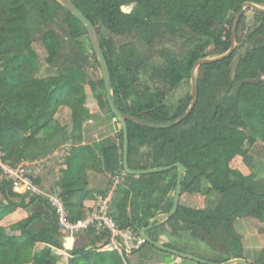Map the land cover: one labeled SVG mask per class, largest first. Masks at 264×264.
I'll use <instances>...</instances> for the list:
<instances>
[{
	"label": "trees",
	"instance_id": "obj_1",
	"mask_svg": "<svg viewBox=\"0 0 264 264\" xmlns=\"http://www.w3.org/2000/svg\"><path fill=\"white\" fill-rule=\"evenodd\" d=\"M71 2L97 30L116 107L144 123L127 121L129 168L147 170L180 163L185 168L181 196H219L218 205L211 209L179 202L177 212L157 222L146 235L161 244L162 237L171 242L174 236L184 240L185 234L194 241L213 243L225 254L222 260L167 245L212 263L247 260L234 223L244 217L264 220V184L252 171L249 152L257 142L264 146V13L245 9L233 53L197 68V100L187 118L168 129L148 125L172 123L186 112L191 95L186 93L172 103V94L190 81L198 60L229 51L230 30L242 5L264 7V0ZM247 12L252 14V25ZM32 18L39 22L37 32L31 30ZM54 23H59L61 34L51 28ZM34 33L46 54L43 66L33 49ZM166 40L177 42V52L162 47ZM43 67L48 75L41 74ZM94 72L100 73V68L86 28L59 3L0 0V161L15 166L70 144L57 187L71 224L85 221L93 212L87 205L94 196L86 167L95 161L110 177L106 187L96 191L99 197L106 196L111 178L122 171L121 128L117 136L90 146L83 143L84 126L91 119L85 85ZM98 81L97 106L102 115L114 118L101 73ZM61 108L70 111V130L55 120ZM235 158H241L251 172L231 168ZM176 179L177 168L125 174L109 200L110 215L120 228L139 234L152 218L171 211ZM19 209L27 216L3 227L2 221ZM66 232L46 199L13 193L11 182L0 171V264H60L57 252L69 256L67 264H131L128 258L136 253L120 256L102 251L107 236L94 225L81 231L88 242L65 249ZM248 262L264 264V247Z\"/></svg>",
	"mask_w": 264,
	"mask_h": 264
},
{
	"label": "rangeland",
	"instance_id": "obj_2",
	"mask_svg": "<svg viewBox=\"0 0 264 264\" xmlns=\"http://www.w3.org/2000/svg\"><path fill=\"white\" fill-rule=\"evenodd\" d=\"M129 10V9H125ZM247 16V22L248 24H251V19H252V14L250 12L246 13ZM31 30H35V32L40 29L39 22L32 18L31 19ZM252 25V24H251ZM52 29H54L56 32H59L61 34L60 30V25L59 23H54L51 26ZM231 33V30H230ZM34 35V42H33V49L35 52L39 55V59L41 61L42 66L44 65L43 59L46 57V54L41 46V44L37 40V35L36 33ZM122 41V40H120ZM236 46V45H235ZM162 47L171 49L173 51L177 52V42L173 40H166L163 42ZM91 72V71H90ZM41 74L43 75H48V73L45 71V68H42ZM91 77L89 82L85 85V92L87 94V105H88V110L91 114V119L88 121L91 123L97 122L99 123L98 125L101 126V129L98 131V133H102V137L106 138L111 135L117 136L118 130L120 128V124L117 125L116 119L111 118L110 116H104L100 112L97 103L95 101V93L99 91L100 86H99V78H100V73H91ZM191 91V84L189 82H184L182 83L179 88L172 94L170 100L172 103H176L181 97H183L186 93L190 94ZM55 120L58 122V124L62 126H66L68 130H70V111L67 108H61L59 112L55 115ZM85 127V126H84ZM91 128L93 127L90 126ZM97 129V128H96ZM95 132V130H94ZM97 132V131H96ZM93 135V133H92ZM93 137V136H92ZM101 137V138H102ZM41 143V141H40ZM43 150L45 147H43ZM72 146L70 144H63L59 146L58 148L54 149L53 152L51 153H45L41 158L35 160V161H26L22 162L20 164H27L29 165V169L31 170L32 176L36 177L37 186L40 188V190L51 194V195H58L59 193V188L57 187L60 175L59 171L62 169V164L64 163L65 157L69 156L71 152ZM250 155L253 158V163H252V171L257 175L259 180H261L264 184V146L260 143L257 142L256 146L251 149ZM33 162H36L33 164ZM231 168L236 169L240 172L243 173H249L251 172L250 170L247 171L245 168V164L242 161L241 158H235L231 164ZM115 177L111 178L112 182V187L113 189L110 188L107 191V194L105 197H108L110 200L117 188L118 185H115ZM110 179V178H109ZM121 179L119 180L120 184ZM115 187V188H114ZM112 191V193H111ZM110 192V193H109ZM109 193V194H108ZM40 197V196H39ZM42 197V196H41ZM44 198V197H42ZM46 199V198H44ZM47 200V199H46ZM218 200L219 196L211 193L210 195H201V194H194V195H188V194H183L180 198L181 204L184 206L192 207V208H197V209H211L214 208L218 205ZM108 210H109V201H108ZM110 213V212H109ZM27 216V213L21 209L15 211L11 215L7 216L3 221H2V226L5 227L6 229L9 228L12 224L15 222L25 218ZM235 230L237 235L239 236L243 248H244V256L247 258L246 261H254L261 251V249L264 247V220L259 221L254 218L250 217H244L240 218L235 221L234 223ZM84 229H78L73 232H66V236H68L70 233L73 235L74 239V246L77 243V247H80L81 242L86 243L89 241V237L86 235V232H81ZM14 234V233H12ZM70 237V236H68ZM174 240L170 242L168 239H162V243L165 246H175L181 249H186L189 250L191 253L195 254H200L204 255L206 257H210L211 259H219L222 260L224 257L223 251H220V247L213 244V243H201L198 241H194L190 239L188 234H185V239L181 240L180 238H177L176 236L173 237ZM64 240V239H63ZM76 242V243H75ZM166 243V244H165ZM73 243L71 241L64 240V248H71ZM73 247V246H72ZM144 250H139L138 252L132 254L128 260H130L131 264H140L141 261L144 263L148 261L150 264H157L160 261V258L151 255L149 251L151 252H158L160 255H162L164 252L162 251H156L151 248H149L147 245L144 246ZM59 254V263L60 264H67L69 260V256L65 252H57ZM151 256H150V255ZM164 262L167 264H175L174 262H169V260H172L174 256H171L169 253L164 254ZM171 258V259H169ZM226 258V256H225ZM178 260V259H177ZM181 260V264H198L193 261L189 260ZM203 260V259H202ZM207 261V260H206ZM142 262V263H143Z\"/></svg>",
	"mask_w": 264,
	"mask_h": 264
},
{
	"label": "water",
	"instance_id": "obj_3",
	"mask_svg": "<svg viewBox=\"0 0 264 264\" xmlns=\"http://www.w3.org/2000/svg\"><path fill=\"white\" fill-rule=\"evenodd\" d=\"M55 1L57 3H59L68 12H70L86 28L91 48L94 52V55L96 57V60L98 62L99 68H100V73H101V77H102V81H103V85H104V89H105V93H106V100H107L108 106H109L110 111L113 114L114 118L119 122L121 131H122V139H123L122 151L123 152H122L121 165H122V170L124 171V173L126 175L136 176V175H144V174L161 173L164 171H168L172 168H177L176 188H175V195L173 198V206H172L171 211L166 213V214H159V215L155 216L154 218H152L149 221L148 225L139 231V236L144 240L145 244H148V245L156 248L159 251L169 253L171 255L176 256L179 259H185V260L193 261V262H196L198 264H250L245 259H232V260H229V261H226L223 263H212V262H209L206 260L199 259L195 256L179 252L177 250L169 248V247L162 245L160 243L154 242L146 235L147 231H149L157 222L167 220L177 212L179 202H180V198H181V182H182V177H183L184 172H185V168L180 163H175V164H172L170 166L147 169V170H131L129 168L128 163H127V155H128L127 121H131V122H134L137 124H144V123L137 121L134 118H131V117L124 115L116 107V104L114 102L112 92H111V80H110L108 65H107V62L104 58L103 52L101 50L97 30L95 29L93 24L75 7V5L71 2V0H55ZM247 8H249L251 10H255V11L260 12V13H264V7H261V6L252 4V3H244L242 5L241 9L237 12V14L233 20V24H232V28H231V46H230L229 51L227 53L221 55V56H218V57L200 59L194 64L193 69L191 71V77H190L191 102H190V105H189L188 109L186 110V112L181 117H179L178 119L173 121L172 123H169V124H150V125H148L149 127L168 129V128H171V127L179 124L185 118L188 117V115L193 110V108L196 104V100H197V88H196V77H195L197 68H199L200 66H202L204 64H208V63H211L214 61H219V60L225 59L226 57L230 56L233 53V51L236 47L235 46L236 45V35H235L236 28H237L238 22L240 20V17L242 15L243 11Z\"/></svg>",
	"mask_w": 264,
	"mask_h": 264
},
{
	"label": "built area",
	"instance_id": "obj_4",
	"mask_svg": "<svg viewBox=\"0 0 264 264\" xmlns=\"http://www.w3.org/2000/svg\"><path fill=\"white\" fill-rule=\"evenodd\" d=\"M27 164H18L7 166L0 161V171L11 182L12 192L18 195L31 194L42 196L47 199L50 206L58 215L59 224L67 231L73 232L78 229H86L94 225L106 233V244L101 248L102 251L117 252L120 256L123 254H132L142 249L145 244L139 234L132 233L129 229L120 228L117 221L110 215L108 210V197H98L91 216L85 221H79L71 224L67 221L64 212V205L59 195H51L42 190L35 184V176H32L31 170ZM125 176L122 170L115 177V185ZM115 188V187H114Z\"/></svg>",
	"mask_w": 264,
	"mask_h": 264
},
{
	"label": "crops",
	"instance_id": "obj_5",
	"mask_svg": "<svg viewBox=\"0 0 264 264\" xmlns=\"http://www.w3.org/2000/svg\"><path fill=\"white\" fill-rule=\"evenodd\" d=\"M90 122H88V123H90ZM88 123H86L85 127H84V132H83L84 142L83 143L85 145H89L90 146V145H93V144H96V143L100 142V140L103 139V137L101 136L102 133H100L101 135L98 133V131L101 129V126L98 125L99 123H97V122H94V123H91V124H88ZM92 125H93V127L91 128L90 126H92ZM94 130H95V132H94ZM92 133H93V135H92ZM35 163L36 162H33V164H35ZM85 173H86V176H87L89 189L93 190L94 198H96V196L98 198L99 195L96 194V191H100L103 188H105L106 187V180H108V178H110V177L108 175H104V173L101 172V169H100L98 163L95 162V161L91 165H88L86 167ZM111 188L113 189L112 186H111ZM111 193H112V191H111ZM94 198L89 200V201H87V205L88 206H92L93 207L95 205L96 200ZM71 234L72 233L69 234L70 237L66 238V242L67 241L68 242L71 241L74 244V239H73ZM162 239H167V238L166 237H162ZM162 245H163V243H162ZM143 248H142V250H144ZM67 249H71V248L69 247ZM149 252H150L151 255H155V256L160 258V261L157 264H167V263L164 262V258H165L164 254L160 255L158 252L157 253L156 252H151V251H149ZM169 259H171V258H169ZM141 262H143V261H141ZM169 262H174L175 264H181V260H179V258H176V259L173 258L172 260H169ZM141 264H150V263L148 261H146L145 263L143 262Z\"/></svg>",
	"mask_w": 264,
	"mask_h": 264
}]
</instances>
